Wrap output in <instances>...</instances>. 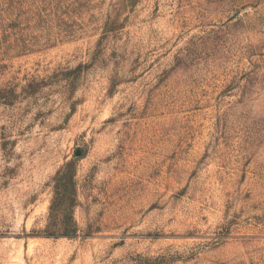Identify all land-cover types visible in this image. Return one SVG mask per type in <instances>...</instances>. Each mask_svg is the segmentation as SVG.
<instances>
[{"label":"rangeland","instance_id":"obj_1","mask_svg":"<svg viewBox=\"0 0 264 264\" xmlns=\"http://www.w3.org/2000/svg\"><path fill=\"white\" fill-rule=\"evenodd\" d=\"M0 264H264V0H0Z\"/></svg>","mask_w":264,"mask_h":264}]
</instances>
